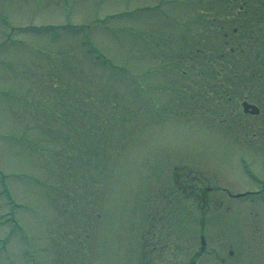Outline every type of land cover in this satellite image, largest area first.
Instances as JSON below:
<instances>
[{"label": "rangeland", "instance_id": "1", "mask_svg": "<svg viewBox=\"0 0 264 264\" xmlns=\"http://www.w3.org/2000/svg\"><path fill=\"white\" fill-rule=\"evenodd\" d=\"M186 1L0 0V264H264V203L227 198L264 193V123L184 91L264 40L203 49Z\"/></svg>", "mask_w": 264, "mask_h": 264}, {"label": "flooded vegetation", "instance_id": "2", "mask_svg": "<svg viewBox=\"0 0 264 264\" xmlns=\"http://www.w3.org/2000/svg\"><path fill=\"white\" fill-rule=\"evenodd\" d=\"M227 1L220 3L209 1L201 4L195 0L185 2L186 5L183 8L185 25L193 31L189 35L194 36V38H188L189 42L191 40L202 41L201 47L203 48L208 40H216L214 30L198 28L195 21L205 22L209 26L235 25L231 35L225 33L227 41L255 40L256 44L259 40H264V0ZM211 14L215 17L207 16L206 18V15ZM208 20H211L210 24H207ZM192 24L196 26L193 27ZM202 48L197 49V53L204 52V48ZM220 51H212L210 56L216 57ZM188 53L191 54L192 50H188ZM261 55L264 57V45L257 51L255 48L241 49L231 54L233 58L231 65L228 66V71L232 75L230 82H222L221 66L220 68L216 66L214 75L211 74L210 78L213 81L207 80L206 67L204 68L205 74H198V78H195V75L192 76L195 81L188 80L184 85L185 98L191 104L189 112L198 110L199 113L205 112L209 117H229L237 121L252 119L264 122V59ZM208 56L206 54L202 57L206 59ZM261 60L263 65L260 69ZM255 64L258 66L257 68L254 67ZM217 78L221 79L216 81ZM252 79H258V81ZM206 85L210 86V89ZM210 90L212 92L209 94ZM224 97H228L229 102L225 101ZM244 132L249 136L254 131ZM193 196L195 195H189V197ZM200 196L206 198L204 194Z\"/></svg>", "mask_w": 264, "mask_h": 264}]
</instances>
